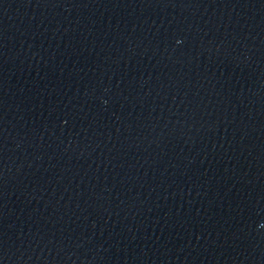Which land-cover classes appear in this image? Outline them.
<instances>
[{
	"label": "water",
	"instance_id": "water-1",
	"mask_svg": "<svg viewBox=\"0 0 264 264\" xmlns=\"http://www.w3.org/2000/svg\"><path fill=\"white\" fill-rule=\"evenodd\" d=\"M0 264H264V0H0Z\"/></svg>",
	"mask_w": 264,
	"mask_h": 264
}]
</instances>
